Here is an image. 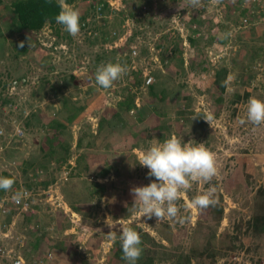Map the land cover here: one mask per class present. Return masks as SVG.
<instances>
[{"label":"rangeland","instance_id":"1","mask_svg":"<svg viewBox=\"0 0 264 264\" xmlns=\"http://www.w3.org/2000/svg\"><path fill=\"white\" fill-rule=\"evenodd\" d=\"M106 1H67L105 5L80 18L76 37L54 23L35 34L33 52L14 41L0 45L6 57L0 59V85L12 72L9 87L0 89L7 132L0 137V174L14 180L11 191H0V204L7 197L9 231L26 237L25 264H43L39 247L46 243L62 247L59 264H127L113 257L120 226L107 225L119 219L151 236L141 237V248L156 255L153 264H171L182 254L191 264H264L258 226L264 217V125L246 121L249 98L264 100V0H202L198 10L187 0ZM55 37L56 49L50 43ZM121 45L130 58L116 54ZM108 62L127 71L105 90L95 74ZM79 105L85 109L76 113ZM34 110H43V119L34 120L29 133L26 119ZM66 114L77 116L69 122ZM50 115L65 124L52 130L53 144L47 143ZM205 115L213 117L211 124ZM20 132L27 138L14 136ZM173 134L182 143H204L218 168L211 182L193 181L182 192L179 215L190 217L183 225L142 217L130 194L155 180L140 156ZM211 186L214 207H186ZM17 190L30 194L29 211L12 205ZM6 230L0 224V232ZM3 256L0 264H10Z\"/></svg>","mask_w":264,"mask_h":264},{"label":"clouds","instance_id":"2","mask_svg":"<svg viewBox=\"0 0 264 264\" xmlns=\"http://www.w3.org/2000/svg\"><path fill=\"white\" fill-rule=\"evenodd\" d=\"M49 3L52 0H48ZM220 0H209L212 5L218 4ZM60 11L55 16V22L63 27L69 35L76 37L80 32V13L67 0H56ZM189 9L198 10L202 6V0H187ZM181 8H184L181 6ZM21 48L24 42H20ZM31 47V44H30ZM126 67L119 62L101 64L95 74L97 85L107 90L111 88L115 81L126 74ZM228 80L224 81L227 86ZM195 119V118H194ZM204 119L211 122L213 117L205 115ZM246 121L255 126L264 125V100L256 97L249 98L246 109ZM245 123V120H241ZM211 124V123H210ZM141 166L147 168L148 177H154L150 184L145 186H134L130 194L134 198V205L138 207L148 219L156 218L157 224L165 221H177L183 225L190 217L180 216V209L177 201L181 198L182 192L191 188L193 181L211 182L218 174L216 159L204 143L191 145L182 143L175 135H171L163 142L152 144L140 156ZM14 180L0 176V191L9 192L13 189ZM215 186L209 187L205 194L195 196L186 207L200 210L214 207L217 200L214 198ZM27 193L17 190L13 193L12 199L20 203ZM109 228L120 226L119 240L122 248V258L127 264H137L142 255V239L140 234L133 228L124 224L123 219L116 220L115 223H107ZM116 231H111L108 236L112 238Z\"/></svg>","mask_w":264,"mask_h":264},{"label":"trees","instance_id":"3","mask_svg":"<svg viewBox=\"0 0 264 264\" xmlns=\"http://www.w3.org/2000/svg\"><path fill=\"white\" fill-rule=\"evenodd\" d=\"M67 1L69 2L71 0H67ZM95 1H97V0H95ZM98 1L103 3V4H105V5L107 3L106 0H98ZM149 1L150 0H148V2ZM81 5L82 4H76V5H74V8L76 7V9L78 8V9L81 10L80 11L81 12L80 18H82V19H85L88 15H90L91 13H95L98 10L103 11V9L105 8V5H103L102 8L97 9L98 8V4H96V5L94 4L92 6L91 5H89V6L88 5L87 6L84 5L82 7H81ZM140 5H142V4H140ZM148 7H149V4H148ZM59 11H60V9H59V7L56 4V0H52L51 3H49L48 0H20V1H18L16 3V13H17V15L19 17L21 28L22 29H26L29 32L35 31L36 33H38V31L41 30L43 27H45L47 25H49V26L54 25V23H56L55 22V16L58 14ZM100 19H101V21L105 20L104 17L100 18ZM35 40L38 43V39L36 37H35ZM57 42H58V40H57ZM121 46L115 48L116 49V54L125 55L127 53L125 56L127 58H130V52H124L125 51V49L123 48L124 46H122V47ZM24 50L26 51V49H24ZM16 56L15 57L17 59H20V58H18V57H20L19 54H16ZM11 75H12V72H7L6 73V79H4L3 82H1L0 89H2V90L5 89L6 90L9 87V83L11 82L10 81L11 80L10 79ZM9 98L7 97V101L8 100L13 101V97H9ZM3 103L5 105H7L6 104L7 102H3ZM67 103H70V102L69 101L64 102L63 105H66L65 107H67V105H68ZM85 103L88 104L87 101ZM75 109H77L76 113H79L80 111L85 109V105L75 106ZM52 114L54 115V113H52ZM53 115H50L49 121H48V129L50 130V132H48L47 143H51V144L54 143V139H52V135H51L52 130H56V129L59 130V128H64L65 127V124L62 123L60 120H57V118L53 117ZM64 116H65V119L67 121L71 122V121L74 120V117L77 116V114H73V115L72 114L71 115H67L66 114ZM37 118L40 119V120L43 119V110L42 111H38V112L35 111V110L31 111V113H29V115L27 116L26 120H27V127L29 129V133H30V129H32V126L35 125L34 124V120H37ZM4 125H5V123L3 121H0V131H1L0 132V137L6 136L7 132H6L5 128L2 127ZM14 136L19 138V140H23L24 137L27 138V135L24 136V132H23L22 136L19 135V134H15ZM14 136H12V138ZM13 142H15V141H13ZM43 142H45V140ZM20 143L21 142L19 141V144ZM6 175H7L6 173L0 174V176H6ZM11 212L12 211H10V213L8 212L0 220V224L3 227V229L4 230L7 229L6 232H4V231L0 232V256H3L2 251H4V253H7L8 251H11V252H15L17 254L22 255V252H23L22 250L24 249L25 245L27 244V242L25 241L26 237H24V236H22V237L16 236L14 234V231H12V230L9 231V229L12 228L11 226L9 227V225H10L9 216L11 217ZM258 226H261L260 227V231L264 232V217L262 218V221H261V223ZM6 234H8L9 236L6 235ZM12 236L13 237L16 236L15 238L18 239L20 242L16 241L17 244H15L12 241ZM143 236L149 237L150 235H148V234L141 235L142 239L145 238ZM45 240H47V238H45ZM150 242H153L154 245H158V247H160L162 249L163 248L166 249L165 246H163L161 244H158L154 239L150 238ZM39 248L42 250V254H40L41 256L38 257V259L39 260H43V262H42L43 264H59L58 262L60 261L61 256H62L60 254V252H62L61 251L62 247H57V246H55L54 243H52V244L46 243V244H42V246L39 247ZM49 253H54L55 258H53L51 260L47 259ZM113 254H114L113 257L116 258V260L125 261L122 258V248H121L120 244L118 245V247H116L113 250ZM155 257H156V255H152V251H150V249H147V247H146L142 251V255L139 258V260L137 261V264H153V262L156 260ZM174 257L175 258H171V256L167 257V258H171L172 259V263L171 264H191V257H190L189 254H186L184 256L182 254V256L179 257L178 259H176V255H174Z\"/></svg>","mask_w":264,"mask_h":264},{"label":"crops","instance_id":"4","mask_svg":"<svg viewBox=\"0 0 264 264\" xmlns=\"http://www.w3.org/2000/svg\"><path fill=\"white\" fill-rule=\"evenodd\" d=\"M18 1L20 0H0V45L11 41L20 45V42L23 41V48L26 49V51L33 52L37 49V42L35 40L36 32H29L21 28L19 17L16 13V3ZM24 49L23 52L25 53ZM17 54L20 56L18 58H21V53L18 52ZM5 58L4 53H1L0 59Z\"/></svg>","mask_w":264,"mask_h":264},{"label":"built area","instance_id":"5","mask_svg":"<svg viewBox=\"0 0 264 264\" xmlns=\"http://www.w3.org/2000/svg\"><path fill=\"white\" fill-rule=\"evenodd\" d=\"M88 20L90 21V19L88 18ZM91 23V22H90ZM83 26H86V23H83ZM56 37L53 41H51L50 43L54 45V48H58V46L56 47ZM56 43V44H55ZM64 47V45H60L61 47ZM53 47V46H52ZM152 81V78L149 77L147 80V83H150ZM1 132V131H0ZM23 132H20L19 135H22ZM25 192L27 193L26 197L22 199V201L20 203H16L12 198L11 199V203L14 206L15 209L17 210H22V211H29L31 209V197L30 194L28 193L27 190H25ZM7 197H5L2 201V203L0 204V212L1 214L4 216L9 212V207H8V203L5 205V201H6ZM8 235V234H7ZM2 253H4V251H2ZM4 256L7 258V260H10V262L12 264H25V260L23 258L22 255L17 254L15 252H11L8 251L7 253H4ZM54 258V254L53 253H49L48 258L47 259H53ZM10 263V264H11Z\"/></svg>","mask_w":264,"mask_h":264}]
</instances>
